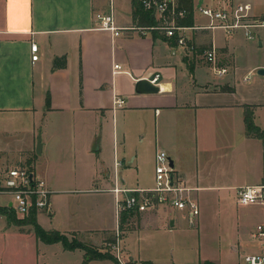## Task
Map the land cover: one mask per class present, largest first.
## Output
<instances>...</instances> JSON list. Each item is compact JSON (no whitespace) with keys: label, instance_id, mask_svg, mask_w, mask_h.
<instances>
[{"label":"crops","instance_id":"crops-1","mask_svg":"<svg viewBox=\"0 0 264 264\" xmlns=\"http://www.w3.org/2000/svg\"><path fill=\"white\" fill-rule=\"evenodd\" d=\"M172 1L191 6L192 24L208 23L199 3L244 1L253 14H264V0ZM131 9V0H0V161L31 166L52 190L49 211L33 213L44 230L92 236L118 229L129 264H243L244 255L258 250L250 233L264 220L263 204L236 203L239 187L264 183V141L247 135L244 122L251 111L264 133V73H258L264 70V26L253 39L241 30L188 29L186 45L179 46L160 31L130 28L144 25ZM110 10L117 36L94 16ZM212 46L216 65L226 68L221 75L203 58ZM60 56L65 66L54 67ZM156 75L157 93L134 91L136 80L152 82ZM114 95L125 100L115 111ZM38 137L41 159L33 155ZM158 150L194 188L198 215L161 207L124 213L119 222L107 189L115 175L126 188L151 187ZM89 191L111 194V205L66 203L65 194ZM0 216L20 227L7 213ZM16 230L25 249L15 260L0 255V264L84 260L80 248L44 243L31 228ZM85 264L118 262L113 254Z\"/></svg>","mask_w":264,"mask_h":264},{"label":"built area","instance_id":"built-area-1","mask_svg":"<svg viewBox=\"0 0 264 264\" xmlns=\"http://www.w3.org/2000/svg\"><path fill=\"white\" fill-rule=\"evenodd\" d=\"M141 3L144 9L153 15L155 23L130 28H135L143 34L153 30L160 31L166 37L174 39L179 46L186 45L185 31L188 29L218 28L226 33L241 30L247 39H253L254 30L264 26V14H253L251 4L244 1L219 5L199 3L197 5L198 12L207 17L208 23L189 26L180 23L187 14L186 10L179 8L172 0H141ZM94 16L99 27L112 31L114 36L120 34V28L113 22L111 10L110 13L99 12ZM30 51L32 52L31 59L36 60V43L30 44ZM203 58L210 63L212 70L217 75L226 72V68H219L216 65V51L213 46L204 50ZM115 68H119V65L116 64ZM156 80L157 75L152 79V83H155ZM124 104V98L114 95L113 111L123 107ZM107 190L113 194L115 214L118 220L124 212H144L161 207L186 211L190 217L199 213L198 204L191 196L194 188L182 183L170 164L168 153L164 150L156 152L154 183L151 187L126 188L120 185L115 175L112 187ZM51 194L52 190L46 181L31 166L21 163L13 166L0 165V198L5 199L4 203H0V208L12 212L19 218H26L36 212H48ZM236 203L239 205H264V183L239 187L236 190ZM119 233V230L116 229L115 240L112 244L114 257L118 264H129L120 255ZM250 237L258 250L244 255L243 264H263L264 220L255 225Z\"/></svg>","mask_w":264,"mask_h":264},{"label":"rangeland","instance_id":"rangeland-1","mask_svg":"<svg viewBox=\"0 0 264 264\" xmlns=\"http://www.w3.org/2000/svg\"><path fill=\"white\" fill-rule=\"evenodd\" d=\"M198 13V12H197ZM199 14V13H198ZM197 16V15H196ZM17 122V121H15ZM14 122V123H15ZM22 126H27L28 117L24 116L22 118ZM37 159H41V156L35 151L33 154ZM0 165L3 163L0 161ZM111 195V194H110ZM108 194H99L94 193L92 191L89 192H74L65 194L66 203L70 205H111L112 196ZM5 199L0 198V203H4ZM0 216V255L8 260H15L18 256V253L21 252V249H25V241L22 242L20 240V233L16 230L19 229L23 232L25 230L32 229V225L26 224L25 222L28 220L26 218H19L12 215H7L9 220H14L20 222V227H11L7 226L6 220ZM7 219V221H8ZM9 222V221H8ZM255 226V225H254ZM191 233V231H190ZM67 240L70 243L80 242L87 246L88 249L95 251L96 255H107L109 258L114 254V247L112 246L113 239L115 238V234L106 233L104 235H87V234H78V233H69L64 234ZM120 235V233H119ZM26 238V236H24ZM189 243V241H188ZM121 246V244H120ZM121 251V248H120ZM26 250L23 253L25 257ZM121 255V254H120Z\"/></svg>","mask_w":264,"mask_h":264},{"label":"trees","instance_id":"trees-1","mask_svg":"<svg viewBox=\"0 0 264 264\" xmlns=\"http://www.w3.org/2000/svg\"><path fill=\"white\" fill-rule=\"evenodd\" d=\"M131 4H132V9H131V13H132V18L134 20H137L139 23H142L144 25H151L153 24V17L151 15L150 12H148V10L144 9V7L142 6L141 0H131ZM177 6L179 8H184L187 12L186 16L180 21L181 24H185V25H193L192 24V19H191V6L187 5V4H177ZM172 40V42H174L175 44V40L174 39H169ZM66 64V58L65 56H60V57H55L53 60V65L54 67H64ZM244 122H245V129H246V134L247 135H255L259 138H261L264 141V133L263 131H261L253 122L252 120V115H251V111H246L245 115H244ZM0 211L7 213V215H13L12 212L10 211H6L4 208H0ZM125 213V212H124ZM122 213L119 217V222L123 216ZM8 219V218H7ZM26 219H28L25 223L26 224H30L32 225V229L33 232L35 234V236L41 240L44 243H54V242H60L63 247L65 249L68 250H73L76 248H80L84 251V260L82 262V264H85V261H87L88 259H93V258H108L107 255H99L95 253V251L88 249L86 245L80 243V242H73L70 243L66 236L62 233H60L59 231L56 230H44L35 220V215L32 213L31 215H29L28 217H26ZM10 222H13V224H19L20 222L9 220ZM120 227V226H119ZM115 240V238L113 239ZM114 242V241H113ZM112 242V243H113ZM110 258H112L110 256ZM140 264H149L146 262H142ZM197 264H215L211 261H203V262H199Z\"/></svg>","mask_w":264,"mask_h":264},{"label":"water","instance_id":"water-1","mask_svg":"<svg viewBox=\"0 0 264 264\" xmlns=\"http://www.w3.org/2000/svg\"><path fill=\"white\" fill-rule=\"evenodd\" d=\"M258 73L263 74L264 70L259 69ZM158 90L159 87L146 78L138 79L134 83V91L138 94H154L157 93ZM40 151H41V142H40V137H38L36 142V152L40 153ZM170 164L172 166L171 161Z\"/></svg>","mask_w":264,"mask_h":264}]
</instances>
